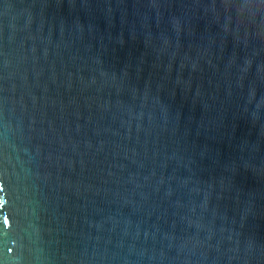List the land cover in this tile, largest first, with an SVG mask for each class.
I'll list each match as a JSON object with an SVG mask.
<instances>
[{
	"label": "water",
	"instance_id": "water-1",
	"mask_svg": "<svg viewBox=\"0 0 264 264\" xmlns=\"http://www.w3.org/2000/svg\"><path fill=\"white\" fill-rule=\"evenodd\" d=\"M0 264H264V0H0Z\"/></svg>",
	"mask_w": 264,
	"mask_h": 264
},
{
	"label": "snow or ice",
	"instance_id": "snow-or-ice-1",
	"mask_svg": "<svg viewBox=\"0 0 264 264\" xmlns=\"http://www.w3.org/2000/svg\"><path fill=\"white\" fill-rule=\"evenodd\" d=\"M4 223H6V221H4Z\"/></svg>",
	"mask_w": 264,
	"mask_h": 264
}]
</instances>
